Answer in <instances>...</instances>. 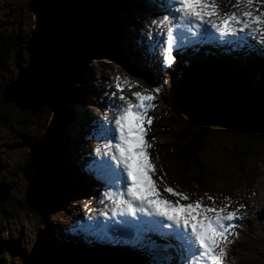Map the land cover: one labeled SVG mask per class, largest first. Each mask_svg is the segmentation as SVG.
Wrapping results in <instances>:
<instances>
[{"label":"rangeland","instance_id":"obj_1","mask_svg":"<svg viewBox=\"0 0 264 264\" xmlns=\"http://www.w3.org/2000/svg\"><path fill=\"white\" fill-rule=\"evenodd\" d=\"M109 1L113 4L110 13L117 23L114 26L116 38L111 48L98 53L95 57L91 56L85 67L79 69L76 78H73L68 85L73 95L71 99H65V101L58 99V103H61L65 109L63 112H68V116L60 127L62 144L59 149L62 148L63 158L58 155L57 167L61 169L60 171L65 170V167L70 171L60 173L62 180L65 179L69 187L64 188V192L60 193L57 200L47 208L45 217H42L40 194L33 189L29 180L23 177L22 170L26 168L27 159L31 160L30 145L34 143L35 149L43 147L44 144L38 142L45 143L44 138L57 119L56 113L53 111L56 106L53 104L57 105L58 103L51 101L57 93L51 96L49 106L43 105L37 112L22 110L12 99L6 97V101L3 97L4 93L8 91L20 93L21 96H24L25 92L28 93L29 77L35 76L38 69L42 73L41 65H44L47 70L56 67L64 47L57 39L54 15L47 7L50 0H0V36H5L12 47L7 64L0 68V183H2L1 187L7 190V197L4 202L0 203V264H55L51 258L55 250H63L73 255L74 264L87 263L79 258L81 253H87L90 256L109 254L116 259L128 256V264H151L154 256L175 255L172 249H169L167 253H161L157 248L155 251H149L151 247L149 240L154 241L155 244L158 241V244L171 243L156 235H150L138 242L132 236L118 235L117 233L120 231L115 228L111 237L106 236L110 231L109 227H105L103 219L106 216H111V213L103 204L98 203L99 192L104 189L93 174V165L105 149L104 142L98 139L94 133L92 120L94 118L104 120L107 116L106 110L110 107V101H113L115 97L119 99L121 91L125 96L141 92L143 95L150 94L154 97L150 102L153 112H148L154 124L153 126L148 125L150 132L145 133L144 140L151 145L146 151L148 160L155 170V174L150 178L158 185L161 195L171 200L176 199L164 192V185L167 184L176 191L188 194L190 200L202 199L204 204L215 207L227 205L226 212L235 211L237 215L239 214V228L234 230L236 232L233 231V234L237 233L239 241L232 240L230 242L227 238L228 241H225L224 248L225 255L222 257V260L225 261L223 264L227 262L240 264V255L250 257L253 264H264V215H259L253 210L258 200L264 205V124H259L255 128L259 134L257 140L246 139L239 135V132L235 133L242 128L240 123L244 120L239 116V121L231 120L234 118L231 112L237 113L238 101H245L244 95L235 97V101L233 96L227 101L223 100L222 114L218 113L220 105L217 107V111L209 105L181 118L175 117L168 110V99L171 89L178 81V76L183 73L193 74L196 71V66L199 67L200 72L207 70V63H201V59L207 55L204 50L208 44L213 45L212 48L226 49L229 52V59L221 64L222 69H226L224 70L226 74L227 68L247 71L252 69L254 71L251 73H255L254 78H259V75L261 80H264V76L260 75L263 73V69H259L257 72L254 69L255 61L252 56H249L256 46L264 48L262 33L253 32L258 33V38L254 40L259 39V44L254 43L249 47V50L244 45L243 35L239 33L234 37L231 36L230 39H224L225 37L221 38L220 34L215 35L213 32L211 38L202 36V39L197 38L195 41V37L191 35L187 38V42L192 43V45L189 44L191 47L186 48L181 55L175 50L178 56L177 63L174 61L171 66H165L159 62L158 57H155L154 60L147 58V52L150 50L149 45L157 50L159 48L157 40L153 37L151 39L149 35L158 33L160 29L151 24L153 19L163 16L158 5L153 0ZM109 1L106 0V2ZM115 1L119 4L117 7H115ZM234 1L237 2V0ZM229 3L230 0L228 2L216 0V4L219 6V18L211 17L208 20L223 19L227 8L224 5L230 6ZM75 4L81 9L88 7L86 3L81 6ZM107 5L111 6L110 3ZM253 5L262 9L258 11V15L264 12V2L257 3V0H253ZM236 6H238L237 3ZM72 10L79 15V19L82 21V12ZM246 10L247 8L244 12ZM233 12L240 14L243 11H240V6H238V10ZM233 23L235 25V22ZM251 27L255 28L256 26L251 24L249 28ZM223 41L226 43L223 44ZM142 42L143 44H141ZM198 46L200 47L198 48ZM33 54L36 56L33 57ZM17 61H20L21 69L15 65ZM192 61H196L197 65L190 64ZM215 70L214 68V71L203 72L209 78L211 75L207 72H211L214 77L223 73L215 72ZM20 71L23 73L22 76H19ZM26 74L29 77L23 78ZM229 75L219 77L223 81L222 84L228 83ZM248 75L249 80L244 78L240 83L244 82L245 85L249 82L254 86L255 82L250 77V71ZM17 79L24 81L21 86L11 82ZM236 79L240 80L239 77ZM134 80L136 82L132 84ZM117 84L120 85V91L117 90ZM154 89L158 91H153ZM214 89L220 92V87L216 86ZM245 91H251V95H255L251 88H247ZM263 91L259 89L258 93L261 94ZM216 95L220 96V94H215V97ZM205 97L210 100L208 95ZM255 98H258L256 100L264 106V97L256 96ZM119 101L115 103L122 104L121 100ZM75 108L81 116V121L76 126V133L68 136L69 128H66V124L73 121L72 113ZM184 124H190L193 127L205 126L208 129L209 138L201 156L205 161L206 168H214L213 166L217 168H215V176L207 178L201 184L193 176L184 175L183 165L157 159V156L163 155V151L170 150H166V148L171 141L173 130ZM144 126H146V121ZM243 150L245 156L246 151H249L251 156L247 157L241 166L227 159V156L236 155ZM231 153L234 154L229 155ZM43 163L46 167L47 157ZM72 170L73 175L70 174ZM256 185L260 186L257 189L259 196H261L260 191L263 196L259 197L253 193ZM205 193L207 196L213 197V200H208ZM226 197L228 199H225ZM252 201H254V206H252ZM97 210L105 212L106 216H100ZM95 213L98 218L93 221L96 219ZM255 216L256 218L260 216V220H254ZM101 227L104 230L103 237H101V233H96L102 231ZM98 257L96 256V258Z\"/></svg>","mask_w":264,"mask_h":264},{"label":"snow or ice","instance_id":"obj_2","mask_svg":"<svg viewBox=\"0 0 264 264\" xmlns=\"http://www.w3.org/2000/svg\"><path fill=\"white\" fill-rule=\"evenodd\" d=\"M241 2L248 6L253 4V0H237V4ZM217 13L216 0H166L165 14L151 21L157 28L169 25L166 33L155 34L159 37L160 46L153 51L159 62L165 66L174 63L173 51L180 29L194 36L210 38L215 32L224 38L234 37L237 32L243 33L245 28L255 24L252 31L261 32L264 42V27H261L264 25V12L260 15L252 12L224 13V18L218 23L205 19ZM233 22L241 27H234ZM183 34V31L179 32V36ZM260 55L264 57V48ZM116 87L120 91V85ZM153 99L150 94L133 93L128 97L121 91L119 100L123 104L110 101L117 111L114 119L105 118L97 122V138L104 142L105 149L93 165V174L104 189L99 192L98 203L103 204L113 218L120 216L117 223L121 230L118 235L132 236L138 242L156 235L171 242L163 246V251L167 253L172 249L175 255L154 256L151 264H221L225 241L234 226L233 220L238 218L237 214L235 211L226 212L227 205L215 207L204 204L202 199L190 200L188 194L176 191L167 184L164 185V192L176 199L161 195L158 185L150 178L155 170L146 151L151 145L144 140L143 124L151 122L152 117L147 112ZM207 199L212 201L213 197L207 196ZM97 211L100 216H106L105 212ZM137 214L141 215L137 217ZM149 243V251H155V242L149 240Z\"/></svg>","mask_w":264,"mask_h":264},{"label":"trees","instance_id":"obj_3","mask_svg":"<svg viewBox=\"0 0 264 264\" xmlns=\"http://www.w3.org/2000/svg\"><path fill=\"white\" fill-rule=\"evenodd\" d=\"M93 2V10H90L88 14H85V18L82 17V21L69 4L67 5V3L61 0H50V2L47 3V7L53 13L56 22L57 39L64 47L59 64L51 69L60 78V83L57 89L58 92L51 99V101L56 104L58 103V99L65 101V99H71L73 97L68 85L73 78H76L79 69L81 70L85 67L91 56L95 57L102 51H108L116 38L114 17H112V14L110 13L113 6L112 2H106V0H93ZM106 3H110L111 6ZM118 5L119 4L115 1V7ZM10 44L11 43H9L5 36H0V68L8 62V57L12 49ZM221 53L223 54L222 51ZM208 59L210 60L211 57L209 56ZM192 63H195V66L197 65L195 61H192L190 64ZM218 65L219 70L222 71V66H220L219 63ZM196 68H198V66H196ZM259 69H263V73L260 75L264 76V66H259ZM259 69L257 71H259ZM231 73L235 75H229L227 84H222L223 81L219 78H222V76L219 74L217 77L213 78V81L211 77L209 78V76H207V74L197 76L199 79L195 78L196 75L190 73L185 77L184 75H179L177 84L173 87L174 89H171L172 92L168 99L169 112L175 117L181 118L189 113L197 112L203 107L209 105L217 111V107L220 105L221 108H219L218 113L222 114V111L224 110L222 108L223 100L227 101L233 96V100L235 101V97L246 96V93L248 92L245 91V89L247 90L248 85H244V82L242 84L240 83L243 78L246 79L244 73H241V75L238 72ZM238 74L240 77L236 76ZM236 77H239L240 80H237ZM262 83H264V80ZM216 86L220 87V90L225 93L222 91H216L214 89ZM248 93L251 94V92ZM215 94H220V96L216 95L215 97ZM206 95L210 97V100H207L205 97ZM261 95L264 96V93H261ZM53 106H56L59 110L56 107L53 109V111H55L54 113H56L57 119L55 121L54 131L50 135L49 143L46 146L44 153L41 154L39 163L34 164L28 158L26 168H23L22 170L23 177L28 179L33 189L40 194L39 200L43 209L42 217H45L47 208L53 203V201L57 200L60 193L64 192V188L69 187L66 180H62L60 173L70 171L66 167L65 170L60 171L61 169L57 167L58 155L62 156V148L59 149L62 144L60 127L67 118L68 112H63L64 108L61 103H58L57 105L53 104ZM231 113L233 114L232 117H234L231 120L239 121L237 113ZM241 124L242 128L235 133L239 132V135L244 136L246 139H259L258 131L255 129L259 124H251L246 121H242L240 125ZM208 134V129L205 126L193 127V125L190 124L178 126L171 133V141L166 148V150H170L163 151V155H160V157L157 156V159L168 163L177 162L181 166L183 165L184 175L193 176V178L201 184L205 182L207 178H213L215 176V168H217L216 166H213L214 168H206L205 161L201 156V152L204 150L206 141L209 138ZM243 152L244 150L241 151V153L238 152L236 155L227 156V159L231 162H236V165L241 166L242 162L247 157L251 156L249 151L245 152L246 156ZM232 154L234 153L229 155ZM46 157L47 166L44 167L43 162ZM70 174L73 175V170ZM156 245L159 247L157 249L160 250H163V246H165L158 243ZM49 250L52 251L51 249ZM62 251L63 250H55L51 255L52 261L55 264H74L75 260L73 255ZM96 256L99 257L96 258ZM79 258L85 260L87 262L86 264H128L129 262L128 256H125L123 259H116L109 256V254H95L90 256L87 253H81Z\"/></svg>","mask_w":264,"mask_h":264},{"label":"bare ground","instance_id":"obj_4","mask_svg":"<svg viewBox=\"0 0 264 264\" xmlns=\"http://www.w3.org/2000/svg\"><path fill=\"white\" fill-rule=\"evenodd\" d=\"M154 2H155V4H157L158 5V7L160 8V13L161 14H165V5H166V0H153ZM227 2H228V0H226ZM236 1H234V0H230V6H228L227 4H225L224 5V7H227L226 8V13H231V12H233L234 10H238V6H240V11H243L244 12V10H245V8H247V10L245 11V12H252L254 15H258L259 14V10L261 9V7L260 8H258L257 6H255V5H251V6H248V5H245L244 3H239L238 4V6H236ZM258 3V2H257ZM255 4V3H254ZM68 5V4H67ZM217 5V4H216ZM70 6V5H69ZM93 6V2H91V7ZM264 6V5H263ZM232 7V8H231ZM219 8V6L217 5V9ZM241 8H242V10H241ZM93 10V9H92ZM262 10V9H261ZM242 12V13H243ZM89 13V12H88ZM87 13V14H88ZM237 13H239V11H237ZM84 17V16H83ZM214 17H216V18H219V14L217 13V15L216 16H214ZM85 18V17H84ZM211 17H205V19H210ZM242 19H243V17H241ZM250 19V18H249ZM116 21V20H115ZM115 21H114V26H115V24H117V23H115ZM215 21L216 22H218L219 21V19H215ZM144 23V22H143ZM169 25L168 24H165V25H162L161 27H160V29L158 30V32H166V28L168 27ZM250 26V25H249ZM153 27H154V25H153ZM164 27V29H162ZM234 27H237V28H239V27H241V25H234ZM252 28L254 29V27H251V28H249V27H247V28H245V30H244V32L243 33H240V32H237V33H239V34H242L243 35V39H245L244 40V45L245 46H247V48L246 49H248L249 50V47L250 46H252L254 43H258L259 44V39H256V40H254L255 38H258L257 37V34L258 33H253V31H252ZM210 30V29H209ZM180 31H182V29H180V30H178L177 31V36H178V39L176 40V43H175V47H174V51H173V55H174V57H175V59H174V61H176V59L178 60V56H177V53H176V51L175 50H177L179 53H180V55H181V53H184V51L186 50V48H188V47H191L190 45H192V43H188L187 41V38L189 37V36H191L192 34H190V33H187V31L185 30V34H183V36H179V32ZM184 31V30H183ZM211 31V30H210ZM149 34V33H148ZM156 32L154 33V34H149L150 36H151V39H152V37L153 38H155V40H157V42L159 43V37H157L156 35ZM214 34L216 35H219V33H215L214 32ZM193 37H195L194 38V41L198 38V39H202V36H199V35H192ZM259 36V35H258ZM230 37L231 36H227V37H225L224 39H227V38H229L230 39ZM260 38V37H259ZM242 39V40H243ZM154 40V39H153ZM201 41V40H200ZM154 42H156V41H154ZM199 42V41H198ZM197 42V43H198ZM202 42H204V41H202ZM229 42V41H228ZM223 44H225L226 42L225 41H223L222 42ZM141 44H143V42L141 43ZM190 44V45H189ZM205 44H206V42H205ZM230 44V43H229ZM198 45V44H197ZM150 46V50H149V52H147V58H150L151 60H154V58L156 57L157 58V56H156V54L154 53V51H153V46H151V45H149ZM160 46V45H159ZM193 47V46H192ZM200 46H198V48H199ZM213 47V45H211V44H208L207 45V48L204 50V53L205 54H207V55H205L202 59H201V63H203V64H206L207 63V66H206V68H207V70H202L201 72H200V70H199V67L198 68H195L196 69V71H194V73L192 74V75H196V77L195 78H197V76H202V74H206L205 72L206 71H211V70H213L214 71V68L216 69L215 70V72H218V73H221V72H223L222 74H220L222 77H227L231 72H233V73H236V72H238L240 75H241V73H244V75H245V77H246V79L245 80H249V75H248V72L250 71V77L251 78H253V81L255 82L254 84V86L253 85H250L249 84V82L248 83H246L247 85H248V88H251L253 91H254V93H255V95H251V94H249L248 93V95H246V96H244L245 97V102L244 101H238V103H239V106L241 105V104H244L245 106H250L251 107V112H264V106L263 105H260L259 104V101L258 100H256V99H258V98H255L256 96H259V97H264V96H262L261 94H259L258 93V91H259V89H264V83H262V81L263 80H261V77L258 75V77L259 78H254L255 77V73L254 74H252L251 72L252 71H254V70H252V69H250V70H243V69H240L241 70V72H240V70H238L237 68L235 69V68H227V74L225 73V71L224 70H226L225 68L222 70V71H220L219 69H218V67H219V65H218V63L220 64V66H221V64H223L224 62H226V60H228L229 59V57H228V54H229V52H227V50L226 49H218V50H216L217 48H212ZM257 47V48H256ZM254 49H253V51L251 52V50H250V52H251V54L249 55L250 57L252 56L253 57V59H254V61H255V63H254V69L255 70H258L259 69V66H264V57H261V55H260V52H261V47H258V46H256ZM212 48V49H211ZM245 49V48H244ZM245 49V50H246ZM212 50V51H211ZM221 51L223 52V54L221 53ZM36 52V51H35ZM36 54H37V52H36ZM152 54V55H151ZM37 56H38V54H37ZM209 56L211 57V59L209 60L208 58H209ZM158 60V59H157ZM207 60V61H206ZM18 63H20V61H17ZM17 62L15 63V65H16V67L18 68V69H20V67H19V65L17 64ZM196 62V61H195ZM176 63H177V61H176ZM245 64H247V62H244ZM245 66H247V65H245ZM223 67V66H222ZM179 70V69H178ZM169 71V70H168ZM203 71H205V72H203ZM258 72V71H257ZM164 73H166V72H164ZM207 73H209L211 76V79L213 80V78H214V76L212 75V73L211 72H207ZM179 74V73H178ZM232 74V73H231ZM239 74L238 75H236V76H239ZM252 74V75H251ZM184 75V77L186 76V74L185 73H183L182 75H180V76H183ZM188 75V74H187ZM233 76L235 75V74H232ZM213 76V77H212ZM253 76V77H252ZM36 77L39 79L40 78V72H39V69H38V73L36 74ZM133 78H135L134 76H132ZM131 77V79L133 80V78ZM240 77V76H239ZM183 78V77H182ZM194 78V77H193ZM235 78V77H234ZM197 79H199V78H197ZM183 80V79H182ZM187 80H190V79H187ZM243 80H244V78H243ZM18 79L16 80V82H17V84H19V86H21V84L20 83H18ZM181 81V80H180ZM192 81V80H191ZM233 81V80H232ZM11 82H15V81H11ZM136 82V80H134V82L132 83V84H134ZM132 84H129L130 86H132ZM175 84H177L176 82H175ZM29 88H30V86H29ZM19 89V88H18ZM34 89H35V91H37V87L36 86H34ZM174 89V88H173ZM5 90V89H4ZM5 91H7V90H5ZM220 91H222V90H220ZM19 92H20V89H19ZM171 92H172V90H171ZM249 92H251V91H249ZM139 93H141V92H139ZM262 93H264V91L262 92ZM8 95H10V99H12L13 97H14V95H11V94H13V92H9V93H7ZM18 95H19V93H17ZM173 94V93H172ZM116 95H118V93H116ZM132 96V93L128 96V97H131ZM17 98V97H16ZM84 98V97H83ZM3 99L4 100H6L7 101V98H4L3 97ZM10 101V100H9ZM13 101V100H12ZM16 101V100H15ZM114 102H116V101H119V99H118V97L116 98L115 97V99L113 100ZM120 102V101H119ZM133 102H135L134 101V99H133ZM172 102V101H171ZM250 102H252V104H250ZM41 103V102H40ZM121 103L123 104L124 102L123 101H121ZM120 104V103H119ZM46 105V104H45ZM80 105V104H79ZM109 105H110V107L108 108V110H106V114H107V116H106V118L107 119H109V120H112V119H114V117H115V115L117 114V111L116 110H112V106H111V104L109 103ZM36 106H38V104L37 103H32V108H20V109H22V110H30V111H32V112H37L38 111V109L41 107V105L38 107V109H35V107ZM43 106V105H42ZM47 106H49V105H47ZM172 106H173V104H172ZM148 112H153V110H152V108L150 107L149 108V110H148ZM148 112H147V115H148ZM105 113V112H104ZM73 114V121L71 120L70 122H71V124H70V122L69 123H67L66 124V128L69 130V134H68V136H70V134H75L76 133V126H77V124L81 121V116L79 115V112H77V110H76V108H75V111L72 113ZM104 115V114H103ZM98 117V116H97ZM85 120V119H84ZM98 121H101L99 118H94L93 120H92V124L94 125V127H93V130H94V133H95V135H98V129H99V124L97 123ZM67 122V121H66ZM85 122V121H84ZM87 122V121H86ZM153 124L154 123H152V121L149 123V122H147L146 121V126H144L143 128H144V131H145V133L148 131V133L150 132L149 131V127H148V125H151V126H153ZM82 125V124H81ZM88 129V128H87ZM65 132V134H66V131H64ZM68 139H70V138H68ZM68 142V141H67ZM89 169V168H88ZM77 177V176H76ZM86 178V177H85ZM79 179V178H78ZM87 179V178H86ZM90 179V178H89ZM92 179V178H91ZM82 180V179H81ZM97 180V179H96ZM85 182V181H84ZM98 183V182H97ZM96 183V184H97ZM78 186V185H77ZM255 188V187H254ZM260 188V186H257L256 185V189H255V191L253 192V193H255V195H257V196H259V193H258V191H257V189H259ZM252 193V194H253ZM260 195L261 196H263V194L261 193V191H260ZM261 196H259V197H261ZM253 197V196H252ZM251 197V198H252ZM251 206V205H250ZM252 206H254V201H252ZM83 207V206H82ZM103 207V206H102ZM239 208V207H238ZM83 209V208H82ZM248 210V209H247ZM253 210L257 213V214H259V215H264V205L262 204V203H260L259 202V200L258 201H256V205L253 207ZM91 211V210H90ZM95 212V211H94ZM237 213V212H236ZM254 213V212H253ZM255 214V213H254ZM95 215V218H96V213L94 214ZM141 215V214H140ZM239 215V214H238ZM238 215H237V217H238ZM257 216V215H256ZM256 216H255V218H256ZM90 218H91V216H90ZM98 218V217H97ZM97 218L94 220L93 219V221H96L97 220ZM239 218H237V219H234L233 220V227L229 230V235H228V239L230 240V242L232 241V240H238L239 241V238H237V233L236 234H233V231L234 230H237L238 228H239ZM254 220H257V221H259L260 220V216L258 217V218H256V219H254ZM101 230L102 231H97L96 233H101V237H103L102 236V232L104 233V230L102 229V227H101ZM234 232H236V231H234ZM239 232V231H238ZM68 234V233H67ZM81 234V233H80ZM105 234H106V232H105ZM105 234H103V235H105ZM233 234V235H232ZM64 236V235H63ZM238 236H239V234H238ZM100 237V238H101ZM110 237H111V235H110ZM71 239V238H70ZM102 239V238H101ZM91 240V239H90ZM228 241V240H227ZM95 242V241H94ZM100 242V241H99ZM161 242V241H160ZM77 243V242H76ZM102 243V242H101ZM158 243H159V241H158ZM238 243V242H237ZM230 244V243H229ZM234 244H235V242H234ZM99 245V244H98ZM126 245V244H125ZM81 246V245H80ZM84 246V245H83ZM95 246V245H94ZM156 246H158V245H156ZM119 247V246H118ZM98 248V247H97ZM105 248V247H104ZM111 248V247H110ZM103 249V248H102ZM109 250V249H108ZM111 250V249H110ZM120 251H124V250H120ZM87 252V251H86ZM91 252V251H90ZM111 253V252H110ZM112 254V253H111ZM244 254V253H243ZM240 264H253L254 262H251V259H250V257H247V256H245V255H240ZM229 261V260H228ZM223 263H225V261L224 260H222L221 261V264H223ZM226 264H231V263H226ZM257 264V263H256Z\"/></svg>","mask_w":264,"mask_h":264},{"label":"water","instance_id":"obj_5","mask_svg":"<svg viewBox=\"0 0 264 264\" xmlns=\"http://www.w3.org/2000/svg\"><path fill=\"white\" fill-rule=\"evenodd\" d=\"M67 4H69L72 9L74 10H78L80 12H82L83 16L85 14H87L90 10H92L91 7V2L92 0H81L80 3L79 0H61ZM77 3V5L79 4V6H81L83 3H86L88 5V7L86 8H79L78 6H75ZM79 2V3H78ZM36 56L33 54V57ZM17 64L20 67V64L17 62ZM42 68V73H40V78L38 79L36 77V74L38 73V71L36 70L35 72V76L33 77H29L27 74L23 76V78H27V76L29 77L28 79V83H29V92H25L24 96H21L20 93L19 95L17 93L11 94L14 95V97L12 98V100L16 103V105H18L20 108H32V103H37L38 106L35 107V109H38V107L41 105H50V98L51 96L57 93V88L60 82V78L58 76H56L54 74V72L52 70H47L46 68H44V65H41ZM21 69V68H20ZM24 70V69H22ZM23 73L20 71L19 76H22ZM24 80V79H23ZM27 80V79H25ZM24 81H19L20 84H23ZM13 84H17V82L15 81ZM19 85V84H17ZM34 86L37 87V91H35ZM4 93V97H9L10 95H8L7 93ZM17 97V98H16ZM47 98V99H46ZM16 100V101H15ZM41 102V103H40ZM245 102V101H244ZM251 107L245 106L244 104H241L240 106L237 107V114L238 116L243 119L244 121L251 123V124H264V112H251ZM54 125H55V121L52 125V128L49 130V133L47 134V136H45V143L42 142H38L39 144L43 143L44 146L41 148H37L35 149L34 143L31 144V160L34 164H38L39 163V158L40 155L42 153H44L47 143L49 141L50 135L51 133L54 131ZM36 144V143H35ZM38 144V145H39ZM0 183V203L4 202L5 198L7 197V190L3 189L1 187ZM3 186V185H2Z\"/></svg>","mask_w":264,"mask_h":264}]
</instances>
